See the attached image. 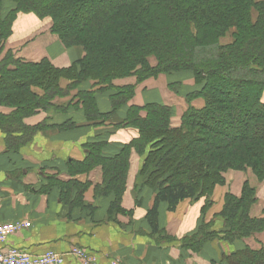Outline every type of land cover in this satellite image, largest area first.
I'll use <instances>...</instances> for the list:
<instances>
[{
	"label": "trees",
	"instance_id": "16d2710c",
	"mask_svg": "<svg viewBox=\"0 0 264 264\" xmlns=\"http://www.w3.org/2000/svg\"><path fill=\"white\" fill-rule=\"evenodd\" d=\"M4 1L0 0V101L16 106L10 115L0 113L8 150L18 149L26 135L42 127L27 126L22 120L53 105L51 101L62 92L60 78H72L78 72L94 80L88 90L79 93L88 121L101 124L133 93L134 85L113 86L112 79L133 75L139 82L190 69L202 83L192 93L203 97L202 108L188 107L180 125L171 126L168 106L155 102L131 105L116 126L134 125L138 137L113 153L102 147L107 141L86 143L82 160L65 162L67 175L73 177L89 165L100 164L103 179L95 189L97 194L115 196L108 209L111 213L120 207L131 149L138 154L147 149L143 169L148 170L145 182L154 195L145 219L156 232L160 203L174 211L183 200L196 198L208 184L220 180L219 171L230 160L264 173V0H9L14 8L8 11ZM18 12L49 17L52 31L65 41L75 37L82 44L84 58L69 68H58L45 59L25 61L9 49L3 51ZM228 29L234 30L232 40L221 44L219 39ZM151 56L154 65L148 61ZM34 87L44 93L38 95ZM106 90L112 91L111 108L100 111L95 93ZM56 176L46 177L47 186H57L65 201L75 190L77 195L69 201L81 204L85 185ZM229 198V205L220 212L223 228H202L188 238L189 245L207 239L233 241L264 228V219L249 217L242 196ZM246 259L264 264V248L237 249L222 255L220 264H243Z\"/></svg>",
	"mask_w": 264,
	"mask_h": 264
},
{
	"label": "crops",
	"instance_id": "0c3cea01",
	"mask_svg": "<svg viewBox=\"0 0 264 264\" xmlns=\"http://www.w3.org/2000/svg\"><path fill=\"white\" fill-rule=\"evenodd\" d=\"M53 64L63 66L57 62ZM141 88L142 90H138L139 95L143 93L145 85ZM111 92L106 90L96 94L100 111L110 109L108 95ZM138 101L141 104L145 102L142 97ZM0 112L2 113V110ZM43 121H47L48 127L66 121L75 125L63 131L41 130L31 143L24 144L14 151L6 148L4 134L0 130V223L14 220H27L30 223L28 228L9 235L0 245L2 248L18 247L34 254L46 250L66 253L71 246L77 245L95 254L100 264H106L110 259H117L122 264H220L227 249L219 240L206 243L198 254L181 248L179 241L175 239L159 240L160 232L166 233L168 237L179 238L193 229L195 215L198 213L189 199L180 202L174 211H168L166 204L160 203L156 232H152L144 218L152 204L153 194H138L140 206L133 208L134 195L130 191V177L133 175L131 169L138 171L142 163L140 157L137 156L130 167V176L121 199L124 209H133L132 216L127 219L121 214L115 217L108 212L112 194L94 195L93 186L101 181L99 166L87 176L67 175L65 162L68 159L82 160L86 154V141L98 132L107 134L109 124L103 126L104 130L102 127L101 130L92 129L87 124L81 108L44 111L24 119L27 125H36ZM111 135L113 140L122 142L133 136L121 131ZM54 173H57L56 177L62 181L72 178L79 183L85 180L90 182L91 186L83 194L81 204L70 202L77 195L75 190L68 195L70 201H65L60 198L57 186H47L46 177ZM137 216L138 219L142 217V224L136 221ZM209 217L210 215H207L206 219ZM215 222L217 228H220V219ZM64 264L80 263L66 256Z\"/></svg>",
	"mask_w": 264,
	"mask_h": 264
},
{
	"label": "rangeland",
	"instance_id": "374dc122",
	"mask_svg": "<svg viewBox=\"0 0 264 264\" xmlns=\"http://www.w3.org/2000/svg\"><path fill=\"white\" fill-rule=\"evenodd\" d=\"M253 1L257 2L262 0H253ZM3 8L6 11L13 9L14 3L9 0L7 1L5 0L3 3ZM252 15L253 17L256 16V12L254 10H252ZM51 28H52V21L49 17L39 18L33 12H18L16 13V16L14 17L13 22L11 24V33L4 42L3 51L9 49L12 51L14 56L19 57L25 61H32L31 59H33L35 60L33 62H36L45 59L49 61L52 65H54L53 63L56 64V62L63 65L62 67L54 65L55 67L58 68H69L74 63H78V61H81V59H83L86 54V51L84 50L82 44H80L78 40H75V37H70L66 41L63 40L59 36V34L57 32L52 31ZM233 31H234L233 29H228L227 31L224 32V34L219 39L221 44H226L230 40H232ZM148 59L150 64L152 65L156 64V60L153 56L149 57ZM78 70L80 71V67L78 68ZM76 73L77 76H73L72 78H67V77L60 78L59 85L61 87L62 92H59L60 95H56L54 100L51 101L53 105H50V107H48L47 109H39L37 110V112H35L32 115L44 111L45 112L51 110L66 111L69 109L81 108L87 124H89V127H92V129L97 130L100 128L101 130L103 126L109 124L110 129L108 128L109 130L107 131V134H105V132L104 133L98 132L95 134V136L89 138L86 141V143L92 140L107 141L106 144L103 145L102 147L104 148L105 151L107 152L109 151L110 153H113L114 150L116 151V147H120V145L126 144L132 139L138 137V129L136 126L134 125H125V126L121 125L118 127L116 126V123L121 122L125 118L126 110L127 108H129V106L131 105L143 106L149 102H155L166 105L170 108L171 126H179L181 123V117L188 107L199 109L202 108L205 104V101L202 96L200 95L193 96L192 94L193 91H196L201 87L202 83H198L196 81L195 74L190 69L160 73L154 77L150 76L139 82L136 81V77L133 75L127 77H120V78L112 79L111 83L113 84V86H118V87L124 85H134L132 97L127 103L121 105L117 109V111H115L114 114L111 117H109V119L105 120L101 124H95L93 121L90 120L88 121V119L86 118L81 105L82 100L80 98V93H79L81 91L88 90L90 86L93 84L94 80H92L91 78L84 79L81 74H79L78 72ZM143 85H145V88H143V93L139 95L138 90L140 89L142 90L141 87ZM33 90L36 91L38 95H42L44 93L43 89L39 87L38 88L34 87ZM96 94L97 93H95V95ZM140 97H142L145 100L143 104H141L138 101ZM152 98L154 100H150ZM78 99H80L79 101L80 104L77 106H73L75 103H77ZM261 100L264 102V89L261 94ZM135 101H137L136 103H140L141 105L132 103ZM15 107L16 106H14V104H7L5 102L0 101V110H2V113L1 112L0 113L3 115H8V114L10 115L15 110ZM110 108H111V104H110ZM139 114L144 116L145 112L140 111ZM32 115L24 116L22 121L25 125L27 124L24 122V119ZM38 124L42 125V127L39 128V130H37L35 133H29V135H26V142H24L22 145L31 143L33 138H35L36 134L41 130L57 129L59 131H63L70 129L75 125L71 121H66L60 125H55L50 127H48L47 121H43L42 123H38ZM27 126H34V125H27ZM104 129L105 128H103L102 130ZM117 131H121L126 135L130 134L133 136L126 142L113 140L111 134L116 133ZM3 134H4V144L6 145L5 133L3 132ZM110 148H113L114 150ZM146 153H147V149L144 151L143 154H138L137 151L131 149L129 155V165H128L129 167L127 169L125 176L124 192L126 190L128 176H130L129 171L131 165L134 163V160L137 158V156L140 157L142 160L141 166L138 169V171L133 168L131 169L133 175L130 177L132 178V181L130 183L132 187L130 191L134 195L133 208H135V206L137 207L140 206V200L139 201L137 200L138 198L137 195L140 194L141 192L142 195L145 193H148V195L150 194L154 195L153 188L145 182L146 181L145 177L148 170L143 169L144 167L143 161L146 156ZM233 160L229 161L230 165L226 166L223 170L219 171L220 180L217 179L213 183L211 182L210 184L207 185L208 187L206 188V190L204 188L202 193L197 195L196 198L189 199L192 206H194L196 213H198V215H195L193 229L190 232L185 233L183 236H179V238L168 237L166 233L160 232L159 240L161 239L165 241V240L175 239L179 241L181 248L192 250L193 252H195V254H198V252L202 250V248L206 243L218 239L201 240L199 243H196L194 245L190 242L191 245H189V241H187L188 238L200 232L202 228L206 230V228L208 227L207 229L209 231L221 230L223 228L222 227L223 222L220 221L221 223V224L219 223L220 228H217L218 226H216L217 223L215 221L216 219L220 218V212L225 208L226 204L229 205L230 196L231 198L234 199H238L241 196L244 198L245 201L244 205L247 207L249 217L264 219V173H257L252 168V166L247 164H241L239 163V160H237L238 164L237 163L234 164ZM97 166H99L101 169V181L99 184H102L103 173H102V166L100 164H96L94 167H91L89 165L86 168H83L82 172H78V173H80L82 176H87L89 175V172H91ZM82 183L83 185H85V188L83 190V194H84L91 186V184L87 180L83 181ZM96 185L98 184H95L93 186V193L95 196H98L101 194L96 193V189H95ZM124 192L122 193V196ZM114 198L115 196L113 195L112 201L114 200ZM119 206L120 207L117 210H112L111 212L115 217L118 214L126 216L125 217L126 219L128 216L130 217L132 216L133 209H124L121 205V200ZM207 215H210L209 219H206ZM136 221L139 224H142V222H144L142 220V217L138 219V216ZM219 241H221V243L225 245L224 248L227 249L226 254H229L230 252L235 251L237 249H242L244 247L248 249L250 248L252 250H260L261 248H264V228L259 231H255L248 236H244L239 239H235L233 241H228V240H219ZM184 242H187L188 244L185 245ZM246 260L243 264H253L252 261L250 260L246 261Z\"/></svg>",
	"mask_w": 264,
	"mask_h": 264
},
{
	"label": "built area",
	"instance_id": "2783aa9c",
	"mask_svg": "<svg viewBox=\"0 0 264 264\" xmlns=\"http://www.w3.org/2000/svg\"><path fill=\"white\" fill-rule=\"evenodd\" d=\"M30 226L27 220H14L0 223V245L6 238ZM66 256L72 257L80 264H100L94 254L86 252L79 246H71L66 253L46 250L34 254L18 247L2 248L0 246V264H64ZM106 264H121L117 259H110Z\"/></svg>",
	"mask_w": 264,
	"mask_h": 264
}]
</instances>
